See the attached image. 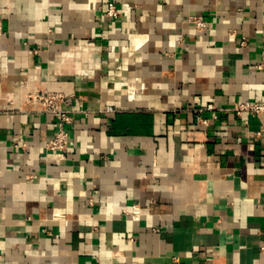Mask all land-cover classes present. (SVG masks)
<instances>
[{"label": "crops", "instance_id": "crops-1", "mask_svg": "<svg viewBox=\"0 0 264 264\" xmlns=\"http://www.w3.org/2000/svg\"><path fill=\"white\" fill-rule=\"evenodd\" d=\"M263 50L264 0H0V264H264Z\"/></svg>", "mask_w": 264, "mask_h": 264}, {"label": "built area", "instance_id": "built-area-1", "mask_svg": "<svg viewBox=\"0 0 264 264\" xmlns=\"http://www.w3.org/2000/svg\"><path fill=\"white\" fill-rule=\"evenodd\" d=\"M109 16H117V11L114 6L109 8ZM198 30L204 31L209 28V22L200 18H192L191 20ZM246 44V41L241 43L242 46ZM259 71H264V50L262 51V59L259 64L255 66ZM27 102L29 104H38L40 106V113L48 114L56 120V131L53 137L47 143V149L56 153L59 160H64L66 152L69 147V129L74 124L73 112L65 107L66 99L63 94L60 93H34L27 95ZM224 111L219 109L214 102L209 103L207 106L197 108L194 110L196 123L199 126H208L210 120L204 117V113H210L211 118L217 119L218 112ZM105 113H113L112 107H107ZM231 112L238 116L255 117L260 120H264V102H239L234 105ZM258 137L263 136V131L259 132ZM26 142L22 139L15 142L16 148H25Z\"/></svg>", "mask_w": 264, "mask_h": 264}]
</instances>
